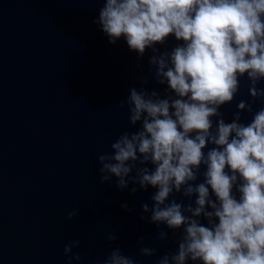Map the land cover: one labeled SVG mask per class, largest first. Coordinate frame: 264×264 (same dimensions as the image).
<instances>
[{
  "label": "clouds",
  "instance_id": "1",
  "mask_svg": "<svg viewBox=\"0 0 264 264\" xmlns=\"http://www.w3.org/2000/svg\"><path fill=\"white\" fill-rule=\"evenodd\" d=\"M102 4L93 22L108 43L123 38L138 58L151 50L149 75L164 90H149L147 76L139 89L129 88L120 107L139 128L97 156L100 183L115 178L117 190L133 185V194L155 189L151 207L141 205L151 215L141 219L156 225L159 242L169 232L178 237L175 251L155 264H264V0ZM169 37L178 43L161 51ZM242 80L251 100H240L226 121L221 108L237 97ZM78 214L73 209L67 219ZM105 239L111 251L103 264H140L113 247L115 232ZM137 245L141 257L157 255L143 237ZM79 246L71 240L64 255L79 260Z\"/></svg>",
  "mask_w": 264,
  "mask_h": 264
},
{
  "label": "water",
  "instance_id": "2",
  "mask_svg": "<svg viewBox=\"0 0 264 264\" xmlns=\"http://www.w3.org/2000/svg\"><path fill=\"white\" fill-rule=\"evenodd\" d=\"M102 6V0H0V264H103L109 232L119 237L113 247L140 264L176 249L178 237L169 232L159 242L156 225L141 219L151 215L141 205L151 207L155 189L133 194V185L117 190L115 178L100 183L97 156L111 151L122 132L139 128L120 107L129 88L139 89L147 76L149 90H164L149 75L151 50L138 58L123 38L108 43L93 22ZM177 43L169 37L157 47L170 51ZM240 100H251L245 80L221 108L226 121ZM73 209L79 214L69 221ZM142 237L156 256L139 255ZM74 239L79 260L64 255Z\"/></svg>",
  "mask_w": 264,
  "mask_h": 264
}]
</instances>
